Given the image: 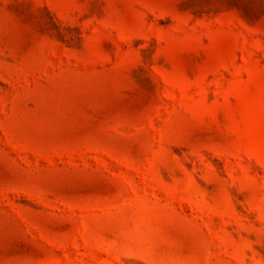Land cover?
<instances>
[{"label":"rangeland","instance_id":"1","mask_svg":"<svg viewBox=\"0 0 264 264\" xmlns=\"http://www.w3.org/2000/svg\"><path fill=\"white\" fill-rule=\"evenodd\" d=\"M0 264H264V0H0Z\"/></svg>","mask_w":264,"mask_h":264}]
</instances>
